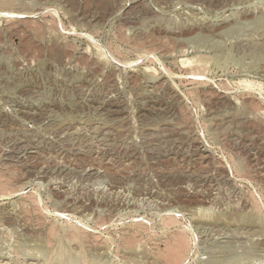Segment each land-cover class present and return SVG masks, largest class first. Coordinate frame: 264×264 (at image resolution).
Instances as JSON below:
<instances>
[{
    "label": "rangeland",
    "instance_id": "374dc122",
    "mask_svg": "<svg viewBox=\"0 0 264 264\" xmlns=\"http://www.w3.org/2000/svg\"><path fill=\"white\" fill-rule=\"evenodd\" d=\"M0 264H264V0H0Z\"/></svg>",
    "mask_w": 264,
    "mask_h": 264
}]
</instances>
